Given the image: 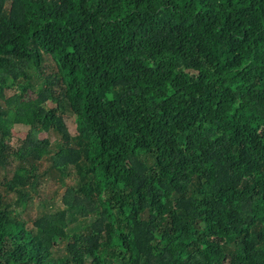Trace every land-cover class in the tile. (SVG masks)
<instances>
[{"label":"trees","instance_id":"trees-1","mask_svg":"<svg viewBox=\"0 0 264 264\" xmlns=\"http://www.w3.org/2000/svg\"><path fill=\"white\" fill-rule=\"evenodd\" d=\"M12 157L0 264H264V0H0ZM51 174L66 208L25 220Z\"/></svg>","mask_w":264,"mask_h":264},{"label":"rangeland","instance_id":"rangeland-1","mask_svg":"<svg viewBox=\"0 0 264 264\" xmlns=\"http://www.w3.org/2000/svg\"><path fill=\"white\" fill-rule=\"evenodd\" d=\"M44 59L45 74L47 76L52 75L54 72H56V67L53 59L50 56H45ZM7 94L8 96H11L13 94V91H8ZM64 119L69 132L73 135H76L78 129L75 116H73L69 112H66L64 113ZM26 131H28V128L25 126L16 125L14 127V136L9 142L11 145V149L17 150L21 146L22 141L20 139L22 138V136L19 133H23ZM39 137L41 139L50 138L54 143L61 142L60 137L56 133H43ZM17 163L18 160L12 157V164L10 166H7V168L4 170L0 169V183H3L6 178H11L13 176L15 165ZM47 164L49 163L45 162L43 164L44 166L41 168V171L47 168ZM75 177H77L76 174L74 175V178ZM61 178L62 177H60L59 174H51L49 176L42 177V184L39 188V193L33 197L32 201L28 203L25 209L21 208L25 220L31 221L44 213H55L66 208L63 196L65 192H67V187L63 185ZM74 178L67 177L65 179L66 185H74L76 183V180ZM12 197H14V195H11L9 198ZM80 220H82V218H80ZM77 223L78 222H74L73 225ZM60 249L64 250V245H62Z\"/></svg>","mask_w":264,"mask_h":264}]
</instances>
